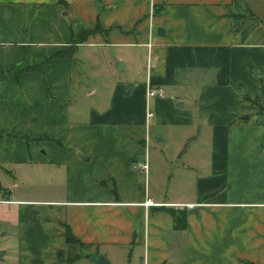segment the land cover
I'll return each instance as SVG.
<instances>
[{
    "label": "crops",
    "instance_id": "obj_1",
    "mask_svg": "<svg viewBox=\"0 0 264 264\" xmlns=\"http://www.w3.org/2000/svg\"><path fill=\"white\" fill-rule=\"evenodd\" d=\"M262 7L0 0L1 259L264 264ZM81 29L94 33L80 42ZM149 84L164 95L148 99ZM153 128L181 141L170 170L167 137L150 150Z\"/></svg>",
    "mask_w": 264,
    "mask_h": 264
},
{
    "label": "rangeland",
    "instance_id": "obj_2",
    "mask_svg": "<svg viewBox=\"0 0 264 264\" xmlns=\"http://www.w3.org/2000/svg\"><path fill=\"white\" fill-rule=\"evenodd\" d=\"M255 12L257 14L258 23L260 25H263V27L261 26V27L258 28V30H257L256 34L254 35L253 39L254 40H264V34L263 35L261 34L264 31V7H262V10L261 11L255 10ZM74 69L76 70V73L78 74V72L79 71H82L83 68H82V66L78 65L77 62H75L74 63ZM144 69H145V67H144ZM95 87H96L95 86V82L93 83V81H89V80L87 81V88H88V90H90V89L92 90V88H95ZM74 88H75V86H74ZM159 134L160 133H158V131H156L154 128L152 129V131H151V141H150V144H151L150 145V150L152 151V154L153 153H159V152H161L160 151V148H162V147H161V143H160L161 142L160 141V138L164 141V136H166V137L168 136V134H166V133H163V135H159ZM197 136H198L197 134L190 135V138L186 142H188V143L193 142L195 140V138H197ZM198 141L199 142H202L203 141L201 135H200V139ZM180 142L181 141H180V139H179L178 136H176L175 138L167 137V143H168V146L167 147L168 148H166V151L165 152H166L167 155H166V157H164V159L167 160L168 165L165 162H163L162 165H159L160 168H163L165 170H170V168H171V166H170L171 165L170 164V160L173 157H175V154L176 153L179 152L178 150L180 148V145H178V144H180ZM176 147L178 148L177 151L175 149ZM174 152H175V154H174ZM186 155L187 156L191 155V151H189V153L186 154ZM185 159L186 158H184V160ZM0 184L3 185L4 182L0 180ZM163 185L165 186V190L163 191V193L165 195H168L169 197H171V194H170L171 191L175 190L176 188L177 189L179 188V183L178 182H171V181H169V176L167 177V181H165V183ZM151 186H152V189L155 186V183L153 182V180L151 181ZM1 237L2 236L0 234V238ZM3 244H4V241L2 239H0V246H3ZM2 250H4V248L0 247V253H1ZM80 251L85 252L86 249H80ZM96 256H97L96 254H93L92 257H91V259L89 261H86V260H83L82 261L81 260V261H78V262H76L74 264H92V262L96 263ZM0 264H14V263L8 262V261L3 260V259L0 258ZM132 264H141V260L135 259Z\"/></svg>",
    "mask_w": 264,
    "mask_h": 264
},
{
    "label": "trees",
    "instance_id": "obj_3",
    "mask_svg": "<svg viewBox=\"0 0 264 264\" xmlns=\"http://www.w3.org/2000/svg\"><path fill=\"white\" fill-rule=\"evenodd\" d=\"M93 33H94V30L81 29L74 36H76V40L83 42V41L87 40L88 37ZM174 221H175V227L177 229H186V227H187L186 214H184V213L177 214L175 212L174 213ZM67 240H68V244H70V245L78 242V240L73 236L69 227L67 228ZM61 254L62 253L60 252V256H61Z\"/></svg>",
    "mask_w": 264,
    "mask_h": 264
},
{
    "label": "built area",
    "instance_id": "obj_4",
    "mask_svg": "<svg viewBox=\"0 0 264 264\" xmlns=\"http://www.w3.org/2000/svg\"><path fill=\"white\" fill-rule=\"evenodd\" d=\"M152 45H153V43H152V40L150 39V41L147 43V46L149 48V54H150V50L152 48ZM150 66H151V61L149 59L148 67H150ZM147 94H148V99L156 98V97H162L164 95V90L160 86H155V85L149 84ZM147 116H148V118H150L152 116V111H151L149 105H148V109H147ZM137 165H138V167H140L145 172L148 170V167H149L147 160L145 162H139Z\"/></svg>",
    "mask_w": 264,
    "mask_h": 264
},
{
    "label": "water",
    "instance_id": "obj_5",
    "mask_svg": "<svg viewBox=\"0 0 264 264\" xmlns=\"http://www.w3.org/2000/svg\"><path fill=\"white\" fill-rule=\"evenodd\" d=\"M161 31H164V29L162 27H159L158 33L161 34ZM0 258H2V254L0 255ZM96 263L97 264H111L110 261L106 257L100 256V255L96 256Z\"/></svg>",
    "mask_w": 264,
    "mask_h": 264
}]
</instances>
